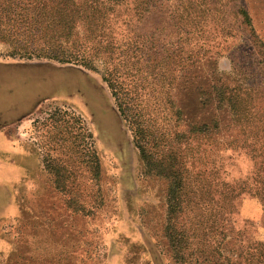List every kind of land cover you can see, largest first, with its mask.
Wrapping results in <instances>:
<instances>
[{
    "label": "rangeland",
    "instance_id": "1",
    "mask_svg": "<svg viewBox=\"0 0 264 264\" xmlns=\"http://www.w3.org/2000/svg\"><path fill=\"white\" fill-rule=\"evenodd\" d=\"M241 9L264 45V0H154L135 25L145 38L178 47L184 59L197 62L173 92L184 128L218 124L214 138L222 145L212 151L214 165L201 169L207 174L213 168L221 185L242 194L238 226L264 243V162L252 147L256 139L264 147V133L255 139V131L236 126L216 107L211 90L215 69L227 75L238 64L232 85L241 93L254 86L264 125V63L248 57L252 45ZM55 107L87 123L101 163L98 186L44 125ZM45 159L80 180L57 188ZM166 188L165 180L143 173L130 132L97 74L0 55V264H176L165 233Z\"/></svg>",
    "mask_w": 264,
    "mask_h": 264
},
{
    "label": "trees",
    "instance_id": "2",
    "mask_svg": "<svg viewBox=\"0 0 264 264\" xmlns=\"http://www.w3.org/2000/svg\"><path fill=\"white\" fill-rule=\"evenodd\" d=\"M153 2L0 0V55L72 65L101 78L130 132L143 173L166 182L165 233L176 264H264V243L249 239L238 226L242 194L221 185L213 168L207 174L201 169L205 163L214 165L212 151L222 145L214 138L218 124L184 128L186 118L174 98L175 85L197 62L184 59L178 47L145 38L136 30V22ZM239 16L252 45L248 57L255 54L263 64L264 45L251 18L244 9ZM233 72H212L216 73L211 85L214 104L227 110L241 130L255 131L256 139L259 131L264 133V125L259 126L262 114L255 109L258 91L253 92L254 86L248 93L238 91L240 86L232 85L239 75L238 64H233ZM44 122L60 135L59 143L84 169L81 172L98 186L101 163L85 120L74 111L55 107ZM225 144L230 147L235 141ZM257 144L256 139L253 157L263 163L264 147ZM43 165L54 172L57 188L80 180L52 160H43Z\"/></svg>",
    "mask_w": 264,
    "mask_h": 264
}]
</instances>
